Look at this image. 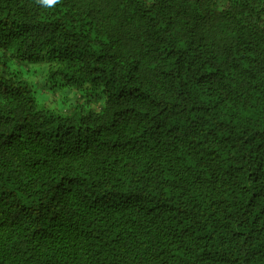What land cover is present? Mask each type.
I'll return each mask as SVG.
<instances>
[{
    "label": "trees",
    "instance_id": "obj_1",
    "mask_svg": "<svg viewBox=\"0 0 264 264\" xmlns=\"http://www.w3.org/2000/svg\"><path fill=\"white\" fill-rule=\"evenodd\" d=\"M0 264H264V0H0Z\"/></svg>",
    "mask_w": 264,
    "mask_h": 264
},
{
    "label": "rangeland",
    "instance_id": "obj_2",
    "mask_svg": "<svg viewBox=\"0 0 264 264\" xmlns=\"http://www.w3.org/2000/svg\"><path fill=\"white\" fill-rule=\"evenodd\" d=\"M24 75L33 82L37 90V95L41 101L48 106H53L63 110L68 109L71 100L76 97L75 92H71L68 88H49L41 86V82L45 79L44 72L35 66H23ZM43 83V82H42ZM68 96V97H67Z\"/></svg>",
    "mask_w": 264,
    "mask_h": 264
}]
</instances>
